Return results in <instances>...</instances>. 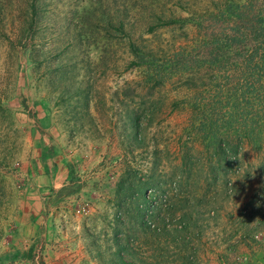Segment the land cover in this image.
I'll return each mask as SVG.
<instances>
[{
  "label": "rangeland",
  "instance_id": "rangeland-1",
  "mask_svg": "<svg viewBox=\"0 0 264 264\" xmlns=\"http://www.w3.org/2000/svg\"><path fill=\"white\" fill-rule=\"evenodd\" d=\"M0 264H264V0H0Z\"/></svg>",
  "mask_w": 264,
  "mask_h": 264
}]
</instances>
